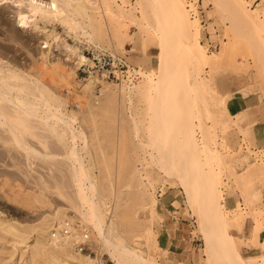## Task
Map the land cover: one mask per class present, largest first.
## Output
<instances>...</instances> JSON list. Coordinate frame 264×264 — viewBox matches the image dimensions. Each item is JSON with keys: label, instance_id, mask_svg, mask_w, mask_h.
I'll return each mask as SVG.
<instances>
[{"label": "bare ground", "instance_id": "obj_1", "mask_svg": "<svg viewBox=\"0 0 264 264\" xmlns=\"http://www.w3.org/2000/svg\"><path fill=\"white\" fill-rule=\"evenodd\" d=\"M130 1L131 0H0L1 3H9L12 7L13 6L15 7L16 21L14 20L12 22L11 18H9L5 14L4 11H1L2 13L0 12V24H2L3 26L5 24H8L5 31L14 30V33L16 31V33L19 35V39H20V34L22 33L21 31L27 27H32L34 29V31H36V33L46 32V37H45L44 41L41 43L45 44L44 48H47V50L40 49V51L42 50L41 52L39 51L40 56L37 55L39 57H37L36 60L34 58L35 67L29 66L30 64L32 65V63L28 64V66L30 68H32V67L34 68V71H33L34 73H33L32 70H30L28 72V71L24 70L25 67L24 68L22 67L23 68L22 69L20 66H17V64H16L17 62H15V61H17L18 59L17 60L13 59L12 60L13 62H11V59L6 61L4 56H7V55L9 56V53L12 52L11 50L13 49V47L11 49V46L9 44H3V43L0 44V161L3 163L4 162L6 163L8 161L7 165L14 166L16 169H18V171L5 170L4 169L3 173H2V171L0 172V177L1 176L5 177V178H3L4 181L3 180L0 181V183L3 182V184L1 183L3 186L0 187V189H3L5 186H8L10 188V190L8 189L9 191H6V192H10V193H7L8 195H6L7 199L9 198L8 200L5 199V200H7L6 204L9 200H11V202H12L13 199L14 200L16 199L13 197H18V196L23 195V194H21L22 188L24 190L23 186H25V183H27V182L34 183L33 185H35L36 190H32V189H35L34 186H32L33 188H29V186L31 184L27 185L28 184L27 183L26 186L29 188V190L31 189L32 192H30L31 190L30 191L25 190L26 194L23 196L25 197L26 200L22 196L23 202H21L22 201L21 200L20 203L26 204V202L29 201L30 204L29 203H28L29 205L27 204L28 207L32 206L33 205L32 203L35 204L36 202H38V203L44 202L47 204L48 200L50 201V199H51V198H49L48 200L44 199L45 196L47 198L48 190L50 188L52 189V187L55 188L56 186L58 188H60L58 185L62 184L63 182H66L68 179H70V180H68L69 182H67V183H70L71 179H72L73 183L78 186V191H77L78 194L76 196L73 195L75 190H74L73 194L70 193V190H69V192L67 191L68 189H71L75 186L74 185L73 187H70V185H72V183L68 184V186L70 188L67 185H64L65 187L67 186V188H68L65 190L64 194L66 195V194L70 193L71 196L73 195L74 197L78 198V199L75 198V200L82 202L81 203L82 206H79L80 205L79 203H77L79 205L76 204L80 208L72 207V208H74L73 210H75V209L78 210V213L75 212V213H77V215L70 214L71 211H69V208L73 205H71L70 207H66L67 204L63 203L65 205V207L64 206L62 207V205L58 206L60 204L61 200L59 199L60 197L58 198L57 196H55L54 200L51 199V202L55 201L56 204L59 203L57 205L58 207L55 209L52 208L54 204H52L50 202L52 205L50 208L54 209V211L52 213L48 212L49 210L45 211L46 215H43L42 213L38 212L39 215L42 214L43 216L36 218L37 220H35L31 216L32 211L35 210L32 208L33 206L31 207L33 210L32 211L30 210L31 213L29 211L28 212H29V215L31 214L30 218H32L35 221L33 223H28V222L25 223L24 221H21L23 219H20V217H19V219H20L19 220V219H17L16 216L13 217L12 214H11L12 216H10L9 214H7L5 212L6 210H2L0 207V264H99L102 261L101 254L105 250L110 251V253H112L111 255L116 257L119 264H164V262L163 261L161 262V260L158 258V256H162L164 254H167L166 257H168V252H169L168 248L169 247L172 248L174 246L183 245L185 242V238L183 236L184 235L183 234L184 229L182 228V226H180L179 222H177L176 224L173 225L174 228L173 227L169 228L167 225H164V227L167 230V234L169 235L168 236L169 241H168L167 246H165L166 248H161V250H162L161 252L163 253L161 255L155 254V255L151 256V255H149V253H147L142 248H140L136 245H132L130 243L131 240H129L125 236L121 235L120 227H122V226L123 227L125 226L126 230H127V227L129 226V224H130V227H133V228L137 227L138 225L141 226V223H140L141 217H140L138 211L140 209H143V210L150 211L152 215L150 214L151 217H149V221H151V223H146L147 221L145 222L144 218H143L142 222H144L146 224L144 227L145 231L144 230H142V231L148 233L150 235V238L155 237L154 234H156V233H154L153 227H152L153 221H154L152 216L158 214V208L161 207L160 201L165 203V205L170 204V207H173L174 205L171 204L172 201L170 200L169 197H164V198H161L160 200L158 199V195L156 193L157 192V186L155 183H150L149 185H146V182L143 183V181H142V183L144 184V186L145 185L146 186L140 188L141 190L139 189L140 195H138V197L136 198L137 199V205L136 206H139V208L134 211V214L132 215V217L129 215L130 211L127 210L128 206H130V204L128 206H126V204H125L124 207L122 208V210H119L120 202H118L119 204H117L116 201H115L116 203L113 202V198H112V200L111 199L110 200L116 204L115 208L117 207V209H114V206L110 205L111 201L106 199L107 197L105 198L103 196L104 191H103V194L101 193V189L103 190L104 187L101 188V186H103V185H100V182L103 180H99V178H97V179L95 178L96 175L94 176L91 173L94 170H92V171L90 170L91 172L89 171V168H90L89 165L90 164L88 163L89 165H87L86 158H85L84 154L82 155V153H81V150H82L81 147L83 145H86V144L82 143L83 145L78 146V138L81 135H84L85 133L89 132V130H90L89 133L92 132L91 135L95 136V137L92 136V139H93V137H94V139L96 137L100 138V134H102L105 131H106L105 132L106 135H104L105 133H103L102 135L106 136L107 140L109 138H111V141L114 142V140L116 139V138L112 139L111 134L109 135L111 137L107 136V134H108L107 130H106L107 126H105L103 128V130L105 129V131H103L102 133H100L101 130L99 133L97 132L99 130L95 131L99 135L97 134V136H96V134H93V132L96 128L100 129L99 127L102 125V122L104 121V120L102 121L101 119H103L104 117L97 119V121H100V122L102 121L101 123L97 122V123H99V125L101 124L100 126L98 124H96V122L92 123L93 125L99 126V127L94 126L95 128H93L94 129L93 131L91 129L88 130L87 127L85 128L86 123L84 122V119L87 120L89 118L86 116L87 115L86 113L91 109L92 102H94L93 101L94 99L91 98V96L89 98V95L94 94L93 89H94L95 83L97 81H100V79L97 76H95V78L89 82V84H88L89 88L86 90L78 92L76 90V88L75 89L73 88V84L76 82V76L78 75V69L81 66H83L84 64H88V65L92 66V65H94V62L92 59L88 58L84 54H72L69 52L66 53L65 57H67V59H65V61H67L68 63H71V65L70 64L68 65L67 62H64L62 60V58H60V57L59 58L56 57L54 59H52V57H51L52 53L54 51V44H55V41L52 42L51 40H55V39L59 38V33H58L57 27H56L57 23L64 24L69 33H74L76 31V29L78 31V28L80 29V27H81L82 29H84L85 32H87V35H86V33L81 32L82 29L80 31L82 34L84 33L83 35H85V37H87L88 35L92 36L93 29H95V32H96V29H97V31L102 30L101 26L98 28L95 27L97 24L96 20H98L99 18L95 20L96 21V24H95L94 23L95 22L94 17H95V15L96 16L97 15H101V16L104 15V14L102 15V11H101V9L104 10V7H106L104 5L107 4L109 7H106L105 9H107V8H108V10L110 9V12H112V13H115V11H114L115 9L117 12L118 8H119L121 10L120 11L121 15H123V14L126 15V13H129V11L132 10V7H133L132 3ZM141 1L147 2L148 0L147 1L141 0ZM166 1L167 0H165V4H167V5L164 4V0L163 1L161 0L162 4L161 3L160 4L163 5V7L165 6L164 9H165L166 13L170 9L169 8L170 4L173 5V8L171 7L172 9H170V10L175 12V15L177 16L176 18L178 19L175 22L178 23L177 25L180 27V29H179V27H178L179 30L177 28H175L176 23L172 24V23H174V21L172 22L171 20H169V17L167 18V21L169 20L170 22H172V23H170V25L172 24L173 27H170V25L168 26L169 21L167 22L166 19H164V17H166L165 15H164V17L162 15V18H161L162 23H164V21H166L168 24L165 22L166 23L165 26H163V25H161V26L159 25V26L160 27L168 26L170 29L173 28L171 30V32H173V30L175 29L173 32L174 35L172 33L170 34L173 38L170 35H167L170 33V30L168 27L165 28L166 31H168V33L167 32L163 33V31L161 30L163 28L159 29V27L157 26V24H160L159 23L160 17L157 18L158 23L156 22L157 23L156 25H152L156 21L155 18L157 17V15H156V17H154V21L152 22L151 26L158 27L157 30L159 29V31L160 30L162 31V32L160 31L162 33L161 34L162 36H164L163 34H166L164 39L169 40L168 37H166V36H169V38L171 37L173 40L176 39V41H174L175 43L178 42L177 39L183 33H184L183 36L185 38H187V42H185L186 46L182 45V44H184V42H181V43L178 42L180 45L177 46L179 48L182 45L183 47L185 46L187 48L186 50L185 49L183 50L181 47V49L183 50L182 52L185 53V51H187L185 54H182V52H181V54H182L181 58L184 60L187 55L190 56V57L189 56L186 57V59H185L186 61L184 60V63L186 64V66L187 65L189 66V62L187 63V61H190L189 58L192 60V62H193L192 64H194L193 65L194 70L191 71V69L189 68L190 66L188 67L192 73L189 71V69L186 70V67L184 66L185 67L184 69L191 73L190 77L188 79V82H186V83H188L187 87H189V88H187L186 90L189 92L191 90V92L193 91V92H195V94L197 93L198 97H200V93L202 90L203 91L217 90V88H218V85L216 82V77H217L216 72L217 71L214 73L212 71L213 70L215 71V69L211 68L212 71H211L210 75H208V74H206L205 67L207 65L213 66L214 61L219 60L222 57L223 52L228 50L229 46L233 43L234 38H231L230 40H232V41H230V42H225L221 51H219V54H216L215 52H209L210 50L207 49L208 47L206 48V46L204 45V43L202 41V39L204 37V29L203 28H205V25L199 19L200 13H201L200 8L198 7L200 0H189L188 4L186 2L187 0H171V1L169 0L170 3L169 2L166 3ZM203 1L205 2V0H203ZM234 1H235L236 5H235V3H233L234 6L231 7V15H232L233 19L230 18V20L232 21V24L234 22H236V23L238 22L237 23L238 25L237 24L235 25V23L233 25V29H234L235 33L240 34V33H242V29H243V32L246 31L247 29H250L249 31L247 30L248 31L247 34H246V32L243 33L244 35H249V33L253 31V29L249 28L250 26H248L247 24L245 26H243L245 23L250 24V21L248 22V20H246L248 17L250 18V16H251L250 19H252L254 21L256 20L255 23H254V21L251 20V24H250L251 27L256 28L255 29L256 33H258L259 31L263 32L264 31V26H263L264 24L261 25V21H260V23H259V21H257L260 17L259 14L257 13V10H256L257 8L252 9V8H250V6L249 7L247 6V2H249L248 4H250L251 1L247 0L246 3L244 0H234ZM252 1H253L252 2L253 4L255 2H258V0H252ZM142 2L140 3V6L145 8L146 6H143ZM145 2H144V5H147V7H149L150 5L148 6V4ZM206 2H208V0H206ZM130 3L132 6L131 9L129 7ZM113 4L115 5V7H118L116 5H120V6L118 8H113L114 7ZM202 4L204 5V3H202ZM206 4L207 3H205L204 6H206ZM257 5H259V4H257ZM100 7H102V8L100 9ZM127 7H129V8H127ZM167 7H168V9L166 10ZM237 8L239 10H241V12L238 11ZM139 9L142 10L140 7H139ZM260 9H262V8H260ZM260 9H258V10H260ZM95 10H100L101 12H99L98 14L97 13L94 14V17H93V13ZM136 10H134V8H133V10L130 12L129 16H131L132 15L131 13H133V11H136ZM242 10L245 12V14L247 12L248 15H250V16H248L247 18L245 16V18H246L245 19L243 16L244 12L242 13ZM147 11H149V9ZM171 11H169V13H172ZM120 13L118 12L117 14H120ZM209 13L211 14V12H209ZM235 13L236 14L242 13L243 15L240 14V16L239 15L237 16ZM106 14H108L107 11H106ZM146 14H148V12H146ZM210 14H209V16H210ZM233 14H235V15H233ZM143 15H145V12L143 13ZM148 15H146L147 18H149ZM168 15L170 17H172V15L174 16V13H172V15H170V14H168ZM212 15H213V13H212ZM80 16L83 17L84 19L81 20ZM110 16L111 15H109L108 18H110ZM113 16H115V15H113ZM241 16H243L242 17L243 19L240 18L241 22H239L240 19H238V18ZM145 17H143V18L147 19ZM115 18L117 20V15L115 17H113L111 19V21L114 20V22L116 23L117 21L115 20ZM118 18H120V15L118 16ZM122 18H124V17H122ZM132 18L135 20H138L137 18H134V16ZM138 18L140 19V17H138ZM150 18H151V14H150ZM176 18L174 16L171 19L176 20ZM103 20L104 19L101 18V21L99 20L100 23ZM128 20H129V18H128ZM138 21H140V20H138ZM243 22H245V23L242 25L241 23H243ZM100 23L98 22L97 25L99 26ZM149 23H151V22H149ZM61 24H59V25H61ZM111 24H113L115 27V24L113 22ZM120 24L117 23L116 26L117 25L120 26ZM213 24L214 23L212 22V24H211L212 27H213ZM101 25H102V23H101ZM103 25H105V24H103ZM107 25H108V23H107ZM174 25H175V27H174ZM239 25L241 27H243V28H241V30L239 29L240 28ZM48 26H51L49 31H47ZM111 26H107V27H111ZM246 26H248V27H246ZM86 27H89L90 29H86ZM107 27L105 25V28H107ZM120 27L125 28L124 25L120 26ZM120 27L118 29H120ZM127 27H128V29H126V30H129V26H127V23H126V28ZM209 27L210 26H208V30H209ZM230 27H232V25ZM244 27L247 29L244 30ZM91 28H92V31H90ZM99 28L101 30H98ZM112 28H113V26H112ZM112 28H110V29L112 30ZM116 29L117 28H115V30H114V32H115L114 35L116 34V31H118ZM154 29H156V28H154ZM176 29L178 31H181V32L183 31V32L180 34V32H178ZM214 29H216V28H214ZM102 31H104V29ZM175 31L177 34H180L179 36H177V38H176ZM213 31H215V30H212L211 32H213ZM255 31H254V33H255ZM95 32H93V33H95ZM104 32H106V31H104ZM100 33L103 34V32H99V34ZM106 33H104V35ZM109 33H111V32H109ZM123 33H124V35L122 34V31H121L118 35L121 34V35L125 36L124 40H127L126 37L131 38L133 36L128 31L125 32V30ZM156 33H157V31L154 34H156ZM17 34H16V37H18ZM157 34H159V33H157ZM157 34H156V37H157ZM114 35L112 33V36H114ZM106 36L107 35L103 36V38ZM123 36H118L119 39L114 38V37H116V36H114L113 40L117 39L120 41V37H123ZM154 36L155 35H153V37ZM214 36L215 35L213 34L212 37H214ZM260 36H261V34H260ZM12 37L14 39V35ZM98 37L101 38V35L100 36L98 35ZM98 37L96 38L97 39L96 42H98V40L100 39V38L98 39ZM229 37H231V36H229ZM103 38H101V39L104 41ZM171 38H170V40H171ZM16 39H18V38H16ZM109 39L111 40L112 38H109ZM182 39H180L179 41H181ZM9 40L11 41V39H9ZM22 40H24V39L22 38ZM160 40H161V38H160ZM167 40H164V41H166L165 43H167ZM183 40L185 41V39H183ZM101 41H99V42H101ZM119 41H118V43H119ZM164 41H162L163 44H165ZM91 42H93L92 39H91ZM121 42L119 43L120 46L122 47V45H123V47H125L126 45H125V41L123 42V38L121 39ZM25 44H26V41H25ZM119 44H118V46H119ZM156 44H158V43H156ZM161 44L162 43H160L159 45H161ZM163 44L161 46L162 49H163ZM97 45L99 46V43ZM67 46H70V45L67 43ZM165 46H166V44H165ZM161 47H159V48H161ZM99 48L102 49L104 47H99ZM165 48L162 50V52L161 51L160 52L163 53L165 55V58H166L167 53H168V51H170V49L167 51L168 48H166V49ZM164 50L166 52H163ZM113 51H114V55L119 60H123L124 56L126 55V52L119 53L116 50H113ZM37 52H38V50H37ZM14 53H16V52L14 51ZM169 53H173V52H169ZM177 53L179 54V57L177 56ZM177 53H176V59L180 64L181 59H180L179 50ZM163 54H162V56H164ZM126 57H128V55H126ZM157 57H160L159 54L156 56V58ZM168 58L169 57H167L166 60ZM161 59L164 60L162 57H161ZM162 60L159 61L161 66L164 65L163 63L165 62ZM170 61L171 60H167L168 63L165 62V63H167V66H168V64H170L169 63ZM14 62H15V64H13ZM181 63L183 64L182 60H181ZM26 64L24 63V65H26ZM28 66H26V67L28 68ZM161 66H160V69H161ZM164 66H162V69H164ZM166 68H168V67H166ZM155 69H157V68H155ZM155 69H153V72H148V71L144 70L142 67H140V68L139 67L138 68L129 67V69L126 71L121 70V71L116 72L118 78L121 80L120 83H114V82H110V81H108V82L103 81V83L105 84V87H108V89L111 90L112 94L110 93V90H108L109 96L114 94L116 97V95L118 94L121 96L120 97L121 99L119 98L120 99L119 101L126 98L125 95L128 96V100L130 101L129 104H131L130 105V107H131L132 104H134V103H132V101H133V97H135L134 94L137 93L136 91H138V92L142 91V93L143 92L149 93V91L151 92V90H153V91L155 90L154 93L160 95L159 94L160 90L162 92L161 88L164 89L167 81H166V83H163V87H161L162 83H160V80L163 78H165V80H166L165 76H167L166 75L167 73L164 76L162 75V78H161L159 75L161 74L162 69L161 70H159V68L157 70H155ZM184 69L183 70L181 69L180 73H179V70H177V74L178 73L181 74L183 71H185ZM164 71H167V70H164ZM159 72H160V74H158ZM188 72H187V74H188ZM184 73L186 74V72H183V74H181V75L176 74L177 75L176 79L179 76H180L179 77L180 79L178 78L177 80H175V78H174L171 81L175 80L176 83L178 80L180 83H181V81H183L185 79H186L185 81H187L188 75L185 76L186 78L184 76L182 78V75H184ZM108 76H109V71H106L104 73V77H108ZM144 78L146 80L142 81ZM181 79H183V80H181ZM163 80L161 82H163ZM180 83H177V84L180 85ZM182 83L184 84V82H182ZM51 84L55 86V87L53 86L55 89H56V87L58 89L66 88L69 91V94L67 96L75 94V97H71V96L70 97L73 98V101L75 100L74 103L76 105H78V109L79 110L81 109L80 111H83V115L86 114L85 116L87 118H85V116L83 118L82 115L79 114L78 110H71V109L69 110L68 105L71 103V101H69L68 97H63L62 94H59L58 91H55V89L51 87ZM171 84H172V82H171ZM183 84H181V85L183 86ZM172 86H174V88H171L170 89L171 91L169 90V95H170V92L173 93L172 89H175V87H176V89L179 88V87H177L176 84H172ZM185 88H186V85H185ZM91 89H92V91H91ZM183 89H184V87H183ZM244 90H245V88H244ZM153 91L151 92V94H153V96H154L156 94H154ZM166 91H168V90H166ZM166 91L163 90L164 93ZM178 91H179V89H178ZM187 91H186V93H188ZM240 91H242V89L239 90L238 92H240ZM148 93H146L145 95H147ZM190 93L188 94L189 96H190ZM139 95H141V94L139 93ZM158 95H156V96L159 98ZM173 95H176V92H174ZM173 95L169 96V97L174 98L175 96H173ZM177 95H179V93ZM177 95H176V98L179 100L180 98ZM113 96H111V98H113ZM122 96H124V98H122ZM156 96H154V98H155L154 100L155 101L159 100L158 102L161 104V102H162L161 101V95H160V99H158ZM162 96H163V98H165L166 95L165 96L162 95ZM167 96H168V94H167ZM189 96H187V97H189ZM145 97L148 98V96H145ZM151 97H152V95H151ZM151 97L149 96V98H151ZM169 97H167L166 100H168ZM189 98L191 100V97H189ZM89 99L90 100L92 99V100L90 101ZM96 99H98V101L101 100L97 96H96ZM198 99L201 101L200 98H198ZM151 100L153 101V97ZM166 100L164 101V103H167ZM169 100L171 101L170 103H172V101L175 99H173V100L169 99ZM250 100H252V99H250ZM117 101L118 100L116 99V102ZM122 101L119 104H120V107L123 108L124 110H122L120 107L119 108L123 112L124 111L127 112L128 110L125 109L124 105L122 104L125 100L123 102ZM177 101H173V104L170 105V103H169V105L174 107V105H175L174 102H177ZM179 101H178V104L181 103L182 99H180ZM156 102H154V103H156ZM158 102L156 103V105H160ZM203 102L205 103L204 105L207 108L209 106L208 105L209 103L207 104V102L204 100H203ZM223 102H224V100H222V103ZM252 102H255L258 105L260 104V102L257 99H253ZM151 104H153V102H150V104H149L150 106L149 105L148 106L151 107L152 106ZM121 105H123V107ZM156 105L154 104L153 106H156ZM165 105L168 106V104H165ZM190 105H191V102H190ZM190 105H188L187 107H189V108L192 107ZM93 106L95 107L96 105H93ZM117 106H119V105H117ZM161 106H159V107L156 106L157 108L151 107V109L155 110L154 111L155 115H153V113H152L153 111H152L151 112L152 114L149 115L150 117L148 116V112L150 113V111H151V109L149 108L148 110H150V111H147V114H146L147 116L144 114L146 117L143 116V120L144 119L146 120L148 117L150 119V121H154V122L149 121L151 124L154 123L153 126H155L156 123L159 124V123H161L162 120H164L163 123H161V124H163V126L164 125L166 126L167 125L166 119H168V118H162L166 114L164 113L163 116L161 117V115H160L161 113L157 114L158 111H156V109L160 111V109L163 107V110L166 111V109H168L169 106L168 107L165 106L166 109H164V106H162V107ZM177 107L178 106L176 105L175 106L176 110L179 109ZM180 107L183 108L181 111H183L184 109L190 110L184 104L180 105ZM86 108H89L88 111ZM96 109H98V107ZM96 109L94 110V112L97 111ZM105 109L107 110L108 108H105ZM180 109H179V111H180ZM192 110H193V107H192ZM92 111L93 110L91 109V112ZM129 111H131V110H129ZM181 111L179 114L183 113ZM84 112H86V113H84ZM91 112H88V113L90 114ZM97 112L95 114H93L92 119H94V116L100 114ZM100 112L102 113V110ZM119 112H121V111H119ZM133 112L134 111H132V113ZM184 112H185L184 114L187 113L186 115H188L186 117L184 116L185 118H187V121L185 124H184V122H182V124H184V127L182 125H180L182 127L178 126L180 128H183V129L179 128L181 130V133L183 132V135H181L182 137L180 136L182 142L181 141L179 142V143H182L181 146H182L183 152L181 151V148H180L181 146H178L179 144L176 145V150L179 147L178 149H180L182 154H185V156L182 155L181 152L178 150L177 151L180 153V154H178L179 157L178 156H177L178 158L175 157V155H177L178 152L176 150H174V153H172V155H170V154L168 155L170 159L173 158L172 160L168 159V160H170L169 162H167L168 157H167V155L165 156V153L163 156V152L162 153L160 152L162 155V156L161 155L160 156H161V158L164 157V160L165 159L167 160L165 162H163V160L160 159V157H159V159L157 158V156L159 154L158 155L155 154V156L153 154L152 156L151 155L150 156L152 157V159L154 157L157 158V159L154 158L156 160V164H157L158 160H161V163H159V166L162 169V172L165 173V176L169 177L170 179H177L180 182L181 187L184 189V191L183 190L182 191L180 190V191L182 192V194H185L184 195V197H186L185 201L194 210V212L192 211V213L194 215H196V217H198L200 229L204 232V233L203 232L202 233H203V237H204L203 239L205 240L206 246L202 252L204 255V257H202V258L205 259L204 261H206V264H215L216 263L215 258H217V257L213 258V256L215 254L218 257H220V259L222 257L221 260H219L217 258L216 261L219 260V262L216 264L222 263L221 262L222 260L226 261V264H264V254H256V255H248V256L243 254L242 247L243 246H249L248 242L243 237L239 236L238 234H234L232 232V229L233 230L235 229V230H238L240 233L244 234L246 232V228H247V221H248V220L246 221V219L248 218L247 216H249L251 214L248 213L247 216H244L243 213H241V211L238 209L229 210L225 204V201L227 198L226 193L223 194L222 191H224V190H221V183L223 181L222 176H224L223 174L225 173V171H227V170H229L228 172H230V170H231V172L234 171L235 173H237L238 176L243 175V172H241L240 170H233L232 169V166L229 164L228 155L225 154L222 149H220L221 144H220V140L217 138V135H219L217 133V131L215 130L216 133H212L213 131L208 129L209 127L207 126V123L202 118H199V121L197 123V121H195L193 119L194 115L192 112L189 113L190 115L188 114V112L186 110ZM80 113H82V112H80ZM117 113H118V111H117ZM137 115L139 116V114H137ZM140 115L142 116L143 114H140ZM230 115H231V113H230ZM99 116H101V115H99ZM177 116H179L178 121H177L178 124L177 123H175V124L179 125L180 124L179 123L180 117L183 119H184V117H182L183 114L181 116L180 115H177ZM96 117H95V119H96ZM132 117L134 118V116H132ZM165 117H168V116L166 115ZM189 117H190V120H189ZM120 118H121V115H120ZM92 119L89 121L90 123L92 121L93 122L95 121ZM135 119L136 118H134L132 121L134 125H135V122L137 120V119L136 120ZM139 121H142V119L138 120V122ZM144 121L141 122L140 127ZM168 121L171 122L170 120H168ZM184 121H185V119H184ZM145 122L143 123L144 125H145ZM149 122H147L148 126H150ZM164 122H165V124H164ZM174 122L172 121L170 124L168 123V127H170V125ZM223 123L227 127L229 120L226 119ZM87 124H88V122H87ZM158 124L156 125L158 127L155 126L158 129L155 128V130H156V131H154L155 135L153 134L155 137L150 134L151 133L150 131L152 129H149L145 125L146 126L145 128L149 129L147 131H149L150 132L149 134L151 135L148 138V134H144V136L147 135V137L145 139L151 138V142L153 144H151V142L149 140L150 144L148 143V144H144V145H147V147L149 145H151V149H152V146L158 144L156 147H154V150L156 148L157 151L159 152V148L162 149V147L159 146L162 144V143L160 144V141L161 142L163 141L162 137L165 136V134L163 132L162 137H161L162 132H160V134H159L157 131L160 129L163 130V128L165 129L166 127L164 126L162 128L161 124H160L161 127ZM144 125H143V127H144ZM90 126H91V124H90ZM90 126L88 125L89 128H90ZM101 127H103V126H101ZM120 127H122V125L119 126V129H121ZM150 128H153V127L150 126ZM171 128H172V125H171ZM86 129L88 130L87 132H86ZM119 129H118V131H119ZM167 129H169V128H167ZM136 130H138V129H136ZM153 130H154V128H153ZM120 131H122V130H120ZM172 131L166 130V133L168 132L170 135V132H172ZM135 132H140V130L135 131ZM89 133H87V134H89ZM157 133L159 136L157 135ZM87 134H85V135H87ZM114 135H115V133H114ZM119 135H121V134H119ZM156 135L159 138L161 137L159 139L160 141H158L157 144H155L156 140L158 139V137ZM87 136H85L86 139H87ZM103 136H101V137H103ZM116 136H117V134L115 135V137ZM144 136L141 135V137L139 138L140 142L142 139H144L143 138ZM107 137H109V138H107ZM120 137L121 136H119V138ZM80 138L83 139V137H80ZM88 138H89V136H88ZM153 138H154L155 142L153 141ZM165 138L167 139V136ZM168 138H169V136H168ZM241 138H243V136ZM86 139H84V141L83 140H81V141L86 142L88 140V139L87 140ZM106 139L100 140V141H103L101 143H104V140H106ZM122 139H123V134H122ZM117 140L118 139H116L115 142ZM147 140H146V142H147ZM94 141L98 142L99 140H94ZM108 141L110 142V139ZM112 142L110 144H112V145L115 144V142L114 143H112ZM123 142L124 141L120 142L119 146H120V144L124 145ZM59 143L60 144L62 143V145H59ZM79 143H80V141H79ZM88 143H90V140L88 141ZM98 143H100V142H98ZM107 143L108 142H106V145H107ZM141 143L143 144V142H141ZM260 143L262 145H264V135L261 137ZM40 144L43 146L42 148L40 147L41 146ZM95 144L93 147H97V146H95ZM110 144H108V146ZM56 145H58V146H56ZM101 145L102 144H100V146H99L100 152L104 153V151H101V147L103 149H106V145H104L105 148ZM119 146H118L119 149L121 148V150L124 149L123 151H125V149H126L125 145H124L125 147L124 146L119 147ZM158 146H159V148H158ZM245 146H246V149H249V145L247 146V144H246ZM61 148H65V150L63 149L64 151L62 153L61 152L59 153ZM86 148L88 149V147H86V146L83 149L85 150ZM90 148H92L91 145L89 146L88 150H90ZM87 149H86V151H87ZM92 149L94 150L92 152H95L96 155L94 153H92L91 158H90V154H88L91 152V150H90V152L88 151V153H85L86 151L84 153L86 154V156L87 155L89 156V157L87 156L88 161L90 160L93 162L94 160H91V159H93L92 156L94 157V155H95L97 157V155H100L101 153L98 151L99 150L98 148H97L98 150L96 148H92ZM107 149L105 151H107ZM111 150H114L113 153L111 154L112 155L111 157L113 159L115 147ZM111 150H108L107 152H109ZM262 150L264 151V149H262ZM61 151H62V149H61ZM240 151H241V153H240V155H241L242 151H243V150H241V147H240ZM249 151H251V149H249L248 152ZM251 152L254 153L253 150ZM120 153H123V152L121 151ZM120 153L118 155L119 157H117V158H119V160L121 159ZM236 153H238V151ZM249 153L246 152V154H243V156H241L240 158L238 157L236 160H233V161L237 164V166L239 165L241 168L245 167L247 169V167L251 163V162H249V160L251 161L250 157L253 155V154L250 155ZM150 154H151V151H150ZM101 155H100V160H101V157L103 156V155L102 156ZM109 155H110V153H109ZM109 155L107 153V158L109 157ZM115 155H117L116 152H115ZM140 155H138V156H140ZM142 156H143L142 158H144V156H146V155L142 154ZM181 156H182V158H180ZM23 157H24L25 161L23 160ZM111 157H109V159ZM183 157H184V159L187 160L186 162L183 159ZM254 157H255V155H254ZM9 158L13 159V161H14L13 165L11 163H9L11 161ZM60 158L62 160L64 159V161L66 160V162L70 168L68 167L69 170L66 169L68 172H65L64 170L61 172H58V173H60L59 175H61L62 172H65L64 174L62 173L64 176L66 173L68 174L70 171V174H69L70 176L69 175H68V177L66 176L67 177V178H65L66 181H64L62 179L63 182L61 180H59L62 183L60 182V184H59V182H58V184H57L55 182L56 184L54 185V181H56V180L58 181V178L61 179V177H63L61 175L60 177H57L56 179L54 178V177H56V174L54 176L52 173L53 172L52 170H53L54 166L57 167V165H55V164H58V167H57L58 169H60L59 166L62 163L64 164V165L62 164L63 167L66 166L64 168H67V165H65L66 162L64 163V161H63L61 163L62 160L60 161L59 160ZM132 158H133L132 160H137V162L140 161V158H138V159L134 158V157H132ZM259 158H262V157L259 156ZM56 159H58L60 161V163L58 161L54 162ZM109 159H108V161L106 160L107 161L106 163H105V161L103 163V160H105L103 157L102 161H101L102 163H100L98 161L99 158H97V159L95 158V160L98 161L97 164H103L102 166L106 167L104 169L100 165L104 169V171L108 168L106 171L108 173L111 170V169L109 170V167H108ZM112 159H110L111 162H112ZM149 159L151 160V158H149ZM256 159H258V158H256ZM263 159H264V157H263ZM36 160H39V163L41 161V165L49 166L48 164L50 162H51V164L54 165L53 166L50 164L51 167L53 166L52 170H51L50 166H49L50 169L48 168L52 172H48V169L46 170L48 176L51 175V174L49 175L48 173H52V175L50 177H52L54 180L49 179L50 180L49 181L48 179H46L45 174H44L45 178L40 177L43 175H39V177H38V175L35 176L34 175L35 173H33V172L29 173L28 169H27L28 172L26 171V169H23V168L28 167L29 165L34 168V166L36 164L38 165ZM121 160H123L122 161L123 166H125V164H128V165L131 164V163H129L131 161V159L129 162L127 161L128 163H125V164H124V162H126V161L123 158ZM127 160H129V159H127ZM144 160L146 161V158H144ZM42 161H43V164H42ZM44 162H47V163L44 164ZM22 163H23V165H24V163H26L27 166H25L26 165L25 164L24 165L25 167L24 166L22 167L21 166ZM94 163H92V164H94ZM118 163H119V161H118ZM120 163H121V161H120ZM132 163H134V165H135V161H133ZM33 164H34V166H33ZM112 164L113 163H111L110 165H112ZM141 164H144V162ZM236 164H235V166H236ZM62 165H61V167H62ZM115 165H116L115 163H114V166L112 165V168H113L112 171H114ZM128 165H126V166H128ZM132 165L133 164L129 165L127 168H130ZM147 165L148 164H146V167H147ZM40 166H38V167L35 166V167L39 168ZM140 166L141 165L139 164V167ZM149 166H150V164L148 165V167ZM242 166H244V167H242ZM41 167H40V171H38V173L41 172V170H42ZM43 167H45V166H43ZM56 167H54V168H56ZM96 167H98V166H96ZM136 167L137 166H135V169H134L132 166V169H134V172H135V173L134 172L133 173L138 174L141 177L144 176V174H145L144 170L146 169L145 166H144V168H138V167L136 168ZM102 168H101V170H102ZM120 168L123 169V167H121V166H120ZM116 169H118V172H119L120 169L119 168H116ZM55 170H57V169H55ZM60 170H62V169H60ZM128 170H130V169L125 168V171L123 169L124 172H127ZM131 170L129 171L130 173H131ZM104 171L102 170L101 172L103 173ZM153 171H155V169L152 171L149 170L148 172H150V173L152 172V174H150V175H153ZM42 172H41V174H42ZM99 172H100V169H99ZM99 172H97V173H99ZM118 172H117V174H118ZM21 173H24L26 178L23 176L24 174L21 175ZM44 173H46V172H44ZM54 173H55V171H54ZM127 173H125L124 175H126ZM133 173H132V175H133ZM246 173H247V170H246ZM99 174H101V173H99ZM122 174L123 173H121L120 175H122ZM154 174H155V172H154ZM105 175L107 176V174H105V173H104V175L102 174V177ZM110 175H112L111 172H110ZM110 175L108 177H110ZM127 175H128V179L131 178L130 174H127ZM145 176L147 178H149L148 177L149 173H148V176H147V174H145ZM145 176H144V178H146ZM250 176H252V175L249 172V177ZM111 177H113V176H111ZM133 177H134V175H133ZM136 177H135V181L133 180L134 182L131 181L132 183H135V184H133L135 186H137L136 181H138V180H136ZM228 177H229V175H228ZM117 178H118V180L123 179L122 177L119 178V175L116 178L113 177V179H116V180H117ZM138 178H140V177H138ZM0 179H2V178H0ZM125 179L126 180H123V181H125V183H126V181H128V179L126 177H125ZM132 179H134V178H132ZM16 180H18L20 183H18ZM106 180H108V178ZM106 180H104V181H106ZM130 180L128 182H130ZM12 181L17 182L16 185L13 184L14 182L11 183ZM110 181H111V183L114 182V180L113 181L111 179L108 180V182H110ZM123 181L122 180L120 182L118 181L116 184L118 185V183H120V184L122 183V185H123V184H125V183H123ZM248 181H249V179H248ZM250 181H251V178H250ZM106 182H104L105 185L110 184V183H106ZM67 183H63V184H67ZM138 183H139V181L137 182V184ZM63 184H62V188H64ZM112 184H114V183H112ZM112 184H110V185L114 189L113 188H111V189L114 193L113 196L116 199L117 196H119L120 194L122 195V192L120 193L119 191H117L116 185L113 186ZM126 184L128 185V183H126ZM223 185H224L223 188L225 189V184L223 183ZM118 186H120V185H118ZM148 186H150V187H148ZM108 187L110 188V186H108ZM108 187L105 186V188H108ZM123 187H125V186H121L120 188L122 189ZM74 188H76V187H74ZM130 188H131V190H128L126 192L128 193L130 191V196L136 197L137 194L132 195L131 193H135L136 189H138V186L136 187L134 192H131V191H133V189H132L133 187L130 186ZM54 190H56V189H54ZM56 191H57V193H59L58 189ZM63 191H64V189H63ZM72 191L73 190L71 189V192ZM105 191H107V190H105ZM110 191H109V193H110ZM0 192H1V190H0ZM4 192L5 191H3V193ZM66 192H68V193H66ZM117 192H119V194ZM126 192H123V195L124 194L126 195ZM50 193H51V191H49V194ZM113 193L111 192V195ZM136 193H138V192H136ZM5 194H4V196H1L2 195L1 194L0 197L5 198ZM53 194H54V192H53ZM182 194H179V196L176 195V197L181 198ZM123 195L119 196L118 198H122ZM127 195H129V194H127ZM233 195H235V194L233 193ZM254 195H255V196H253L254 200H255L254 202H256V204H257V202L260 201L261 196L263 194L261 195L260 192H257V193L255 192ZM49 196L50 195H48V197ZM51 196L54 197V195H51ZM61 196H63V194ZM66 196L67 197L65 199L68 198V195H66ZM71 196L69 198H71ZM74 197L72 199H74ZM124 197H126V196H124ZM253 197L251 198L252 202H253ZM1 198H0V200H1ZM63 198H64V196H63ZM18 199L19 198H17V200ZM72 199H71V202L75 203L76 201H72ZM126 199H127V197H126ZM17 200H15L16 202L15 201L14 202L18 203V205H21V204H19V201H17ZM24 200L26 202H24ZM45 200H46V202H45ZM118 200H120V199H118ZM3 202L5 204L4 200L2 201V203ZM62 202H63V200H62ZM260 202L258 204H260ZM15 203H12V204L15 206V205H17ZM50 203L48 202V204H50ZM258 204H257V206H258ZM18 205L15 207H17V208L20 207ZM24 205H23V207L27 206V205L26 206H24ZM41 205H37V206H41ZM6 206H8V204ZM34 206L37 209L36 205H34ZM15 207H14L13 211H15V209H17ZM28 207H26V208L28 209ZM43 208H46V207H40V209L39 208L38 209L41 210ZM130 208H131V206H130ZM130 208H128V209L130 210ZM38 209H37V211H38ZM22 210H25V209H22ZM37 211H35V212L37 213ZM43 211H44V209L41 212H43ZM262 211H264V209H262ZM20 212L18 214H20ZM26 212H27V210H26ZM28 212H27V214H28ZM47 212L49 214H47ZM109 212L111 213V215H109L110 217H107L108 216L107 214ZM25 213H23V214L26 215ZM142 213H144V212H142ZM21 217H23V216H21ZM27 217H29V216H27ZM30 218H27V219H30ZM207 218L209 220L213 221L214 224L213 223H209V224H212L215 226L214 231L212 230L214 227L211 226L212 229L208 228L210 230V232H209V231H207L208 226L207 227L204 226ZM25 219H26V216H25ZM30 222H32V221H30ZM142 226H141V229H142ZM263 227H264V222L262 220L258 219L256 222V225L252 228L251 239H254V242L256 241L257 243H261L259 237H260V232L262 231ZM138 229H140V228H138ZM205 229L207 232L205 231ZM170 230L172 232H169ZM211 230L215 234L211 233ZM121 231H123L122 228H121ZM130 232H127V233L129 234ZM134 236L140 237L142 235L137 234ZM94 240L96 241V244H94L95 243V242H93ZM135 240L136 239L134 238V241ZM138 242L141 243V241H138ZM172 244L174 246H171ZM89 246L92 248H89ZM85 247L89 248L88 252H84L83 248H85ZM175 248H177V247H175ZM90 249H96V252L98 254L96 253L95 258H93V256L90 255V252H91ZM101 264H102V262H101ZM223 264H224V262H223Z\"/></svg>", "mask_w": 264, "mask_h": 264}, {"label": "rangeland", "instance_id": "obj_2", "mask_svg": "<svg viewBox=\"0 0 264 264\" xmlns=\"http://www.w3.org/2000/svg\"><path fill=\"white\" fill-rule=\"evenodd\" d=\"M141 0H131L130 2L132 3V6H131V3H130V9H131V7H132V10H133V8H134V10H136V11H133V13H131L133 16H134V18H137L138 20H140V21H138V20H135V19H133L131 16H129V14H130V12L132 11V10H130L129 11V13H126V15L125 14H123V15H121V13H120V9L118 8L120 5H116V6H118V7H115V5H114V7L113 8H118V11L116 12V9L114 10L115 11V13H112V12H110V9L108 10V8L107 9H105L106 7H109L107 4L106 5H104V6H106V7H104V10L103 9H101L102 7H100V9H101V11H102V15L104 16H101V15H95V17H94V14H98L99 12H101L100 10H95L94 11V13H93V17L95 18L94 19V21L96 20V19H98V20H96L97 21V24H98V22L100 23V21H101V18H103L104 20L101 22L102 23V25L103 24H105L106 25V27L107 26H113V28H112V26L111 27H107V28H105V25H101V23L99 24V26L96 24V21L94 22L95 24H96V26L95 27H100L101 26V29L103 30L104 29V31H108L107 33L106 32H104V31H102L100 28L98 29V30H101V31H97V29H96V32L98 33H96L95 32V29H93V32H95V33H93L92 32V36L91 35H88L87 37H85V35H83L84 33H86V35H87V32H85L84 31V29H82L81 27H80V29L78 28V31H77V29H76V31L74 32V33H69L68 32V30L66 29V27H65V25L64 24H61V23H57V25H56V27H57V31H58V33H59V38L58 39H55V40H51L52 42H54L55 41V44H54V51H53V53H52V59H54V58H56V57H60V58H62V60L64 61V62H67V61H65V59H67V57H65L66 56V53L67 52H69V53H72V54H84V55H86L88 58H90V59H92L93 60V62H94V65H88V64H84L83 66H81L79 69H78V75L76 76V82L73 84V88L75 89L76 88V90L79 92V91H83V90H86V89H88L89 88V86H88V84H89V82L92 80V79H94L95 78V76H97L99 79H100V81H97L96 83H95V86H94V89H93V92H94V94L92 95V94H90L89 95V98H90V96H91V98H93L94 100V102H92V106L93 105H96L95 107L93 106H91V109L93 110L92 112H91V109L88 111V109L89 108H86L87 109V111L88 112H91L90 114L87 112H84V113H86V114H84L83 115V111H80L79 109H78V105H76L74 102H75V100L73 101V98H71V97H75V94L74 95H69V96H67L68 94H69V91L66 89V88H63V89H58L57 87H56V89L54 88L55 86L54 85H52L51 84V87L52 88H54L55 89V91H58V93L59 94H62L63 95V97H68V99H69V101H71V103L68 105L69 107H68V109L70 110H78V112H79V114H81L82 115V117L84 118V116L86 115L87 117H89L87 120H85L84 119V122L86 123V125H85V128L87 127V129L89 130V129H91L92 131L94 130L93 128H95V127H97L98 125H99V123H101L103 120V122H102V125L101 126H103V127H101L100 125V129H98V128H96L95 130H94V132L96 131V130H99V131H97L98 133L100 132V130H101V132L100 133H102L103 131H105V129L103 130V128L105 127V126H107L106 127V130H107V136H109L110 134H111V136H112V139L113 138H116V139H118L116 142H115V140H114V142H115V144H110L112 141H111V138H109V137H111V136H109V137H107V138H109L110 139V142L106 139V136H103L102 134L103 133H105V132H103L102 134H100V138L99 137H96L95 139H94V135H91L92 134V132L91 133H89L90 132V130H89V132H87L88 130L86 129V132L87 133H89V134H87V133H85V134H87L88 136H89V138H88V136L87 135H81L80 137H83V139L82 138H78V146H80V145H83V144H86V145H83L82 147H81V153H82V155L84 154V156H85V158H86V162H87V165H91L92 163H94L96 160H95V158L97 159V158H99V162L100 163H102L101 161H102V158L104 157V159L105 160H103V163H104V161H105V163L108 161V159H109V157H111L112 155V153H113V151L114 150H111V149H113L114 147H115V152H116V154L117 155H115V152H114V155H113V159H112V157L110 158V159H112V162L110 161V159H109V162H108V167H109V170H110V172L112 173V175H110V172L108 173V172H106L107 171V169L104 171V169L106 168L105 166L103 167L102 165L103 164H97V162L98 161H96L94 164H92L91 166L89 165V167L91 168H89V171L91 170H94V171H90L94 176H95V178L97 179V178H99V180H106L107 178H108V180H114V182H112V183H114V184H112L111 183V181L110 182H108V180H106V181H104V182H106V183H110V184H112L113 186L114 185H116V187H117V191H119L120 193L122 192V195H123V192H126V191H128V190H131V188H130V186L131 187H133L132 189H133V191H131V192H134L135 191V189H136V187L138 186V189H136V191H135V193H131L132 195H136L137 194V196L136 197H131L130 196V191L127 193L126 192V195L124 194L123 195V197L122 198H118L119 196H122L121 194L119 195V196H117V198L118 199H120V200H118L117 198L115 199L114 198V193H113V191H112V189L111 188H113L110 184H108V185H105L104 184V182L103 181H101L100 182V185H103V186H101V188L102 187H104L105 188V186L106 187H108V186H110V188L108 189V188H103V190L101 189V193L103 194V191H104V197L106 198V199H108L109 201H111L112 200V198H113V202H117V204H119L118 202H120V208H119V210H122V208L124 207V205L126 204V206H128L129 204H130V206H131V208H130V206H128V208H130V210L127 208V210L128 211H130V213H129V215L132 217V215L134 214V211L136 210V209H138L139 208V206H136L137 205V197H138V195H140L139 193V191L141 190L140 188H142V187H145L146 185H149L150 183H155L156 184V186H157V195H158V199L160 200L161 198H164V197H169L170 198V200L172 201L171 202V204H173L174 206L173 207H170V204L169 205H165V203H163V202H161L160 201V204H161V207H159L158 208V214L157 215H153L152 216V218H153V225H152V227H153V231H154V233H156V234H154V236L155 237H151L150 238V235L148 234V233H146V232H144L145 231V229H144V227H145V224L146 223H151V221H149V217H151L150 216V214H151V212L150 211H148V210H143V209H140L138 212H139V215H140V217H141V219H140V223H141V226H142V229H141V226L140 225H138L137 227H130V224H129V226L127 227V230L125 229V226L123 227H120V233H121V235H123V236H125L126 238H128L129 240H131L130 241V243L132 244V245H136V246H138V247H140V248H142L143 250H145L147 253H149V255H161V254H163L161 251V248H166L165 246H167V244H168V241H169V238H168V234H167V230H166V228L164 227V225H167L169 228H171V227H173V225L174 224H176L177 222H179V224H180V226H182V228L184 229V232H183V236H184V238H185V242H184V244L183 245H178V246H174L173 244L171 245V246H174V247H172V248H168L169 249V252H168V257H166V255L167 254H164V255H162V256H158V258L161 260V262L163 261L164 262V264H206V261H204L205 259H203L202 257H204V255H203V250H204V248H205V246H206V244H205V240L203 239L204 237H203V231L200 229V224H199V221H198V217H196V215H194L193 213H192V211L194 212V210L192 209V207L191 206H189V204L185 201L186 200V197H184V195L185 194H182V190L184 191V189L181 187V184H180V182L177 180V179H170L169 177H166L165 176V173H163L162 172V169L160 168V166H159V163H161V160H158V162H157V164H156V160L154 159V158H156V157H154L153 159H152V155L154 154V156H155V154L156 155H158L157 156V158L159 159V157H160V159H162L163 160V162H165V161H167L168 159H170L169 158V154L170 155H172V153H174V150H176V145H178V146H181L182 145V143H179L180 141H181V135H183V132L181 133V130L180 129H183V128H180V127H184V124L186 123V121H187V118H185L186 116H188V115H186V114H184L185 112V110L188 112V114L189 113H193V115H194V120L195 121H197V123H198V121H199V118H202L206 123H207V126L209 127H207L209 130H212L213 132L212 133H216V131H217V133L219 134V135H217V138L220 140V144H221V146H220V149H222L223 151H224V153L225 154H227L228 155V160H229V164L232 166V169L233 170H240L241 172H243V175H241V176H238L237 175V173H235L234 171H232L231 172V170H230V172H228L229 170H227V171H225V173L223 174L224 176H222V179H223V181H222V183H221V190H224V191H222L223 192V194H225L226 193V201H225V204H226V207L229 209V210H234V209H238V210H240L241 211V213H243V215L244 216H247L248 215V213H250L251 215H249V216H247L248 218L246 219V221H247V228H246V232L244 233V234H242V233H240L238 230H233L232 229V232L234 233V234H238L239 236H241V237H243L247 242H248V245L249 246H243L242 247V251H243V254H245V255H256V254H264V227H263V229H262V231L260 232V242L261 243H257L256 241L254 242V239H251V235H252V228L256 225V222H257V220L259 219V220H262L263 222H264V211H262V209H264V159H263V157H264V151L262 150V149H264V145H262L261 143H260V140H261V137L264 135V31L263 32H258V33H256V31H255V29L256 28H252L251 27V20L252 19H250L251 18V16L250 15H248V13L246 12V14H245V12L242 10V13L244 14H242V13H240L241 15H243L244 16V18H245V16H246V18L248 17V16H250V18L248 17L246 20H248V22L250 21V24H248V23H245V22H243V23H241L243 26H245L246 24L248 25V26H250L249 28H251V29H253V31L252 32H250L249 33V35H244L243 33H245L246 32V34H247V32L250 30V29H247V28H245L244 27V30L245 29H247L246 31H244L243 32V29H242V33H240V34H238V33H235V31H234V29H233V25H234V23H235V25L238 23H236V22H234L233 24H232V21L230 20V18H232V15H231V7L232 6H234L233 5V3H235V1L233 2L232 0H208V2H206V0H205V2L203 1V0H200L199 1V8H200V11H201V13H200V17H199V19L202 21V23L205 25V28H203L204 29V37H203V39H202V41H203V43H204V45L206 46V48L208 49V50H210L209 52H215L216 54H219V51H221V49H222V47H223V45L225 44V42H230V41H232V40H230L231 38H234V40H233V43L229 46V48H228V50L227 51H224L223 52V55H222V57L219 59V60H216V61H214V63H213V66L212 65H207L206 67H205V71H206V74H208V75H210V73H211V71H212V69L214 68L215 69V71L213 70L212 72H216V74H217V77H216V82H217V85H218V88H217V90H214V91H201V93H200V97H198V95H197V93L195 94V92H191V90H190V92L189 91H187L186 89L187 88H189V87H187V84L188 83H186V82H188V79H189V77H190V74L192 73L191 71L192 70H194V64H192L193 62H192V60L189 58V60L191 61H187V63L189 62V66L187 65L186 66V64L184 63V60L186 59V57L187 56H189V55H187L186 57H185V59L183 60L182 58H181V55L182 54H185L187 51H185V53L184 52H182L184 49L186 50L187 48L185 47L186 46V43L185 42H187V38H185L183 35H184V33L181 35V36H179L182 32L181 31H178L179 29H180V27L177 25L178 23L177 22H175V21H177L178 19L176 18L177 16L175 15V12L174 11H171L170 9H172L173 8V5L172 4H170V6H169V10H168V12L166 13V11H165V6L163 7V5H161L162 3H161V0H146L147 2H145L144 0V2L145 3H147L148 4V6L149 7H147V5H144V2H142V4H143V6H146L145 8L144 7H141L140 6V2ZM160 1V2H159ZM163 1V0H162ZM171 1V0H170ZM245 1V3L247 2V0H244ZM249 1H251L250 2V4H248L249 2H247V6L249 7L250 6V8H252V9H256L257 10V13L259 14V19L257 20V21H259V23H260V21H261V25L262 24H264V0H258V2H255L254 4L252 3L253 1L252 0H249ZM167 2H169V0H167L166 1V3ZM187 2V4H188V2H189V0H187L186 1ZM161 3V4H160ZM170 3V2H169ZM173 3V2H172ZM202 3H204V5H205V3H207L206 4V6H204ZM141 4V5H142ZM164 4H165V0H164ZM253 4V5H252ZM257 4H259V5H257ZM101 5V4H100ZM135 5V6H134ZM165 5H167V4H165ZM169 5V4H168ZM203 5V6H202ZM235 5H236V3H235ZM129 7H127V8H129ZM138 7V8H137ZM139 7L142 9V10H140L139 9ZM172 7V8H171ZM149 9V11H147L148 9ZM236 8V7H235ZM260 8H262V9H260ZM145 11H144V10ZM164 9V10H163ZM168 9V7L166 8V10ZM234 9V8H233ZM238 9V8H237ZM258 9H260V10H258ZM1 11H4L5 12V14L9 17V18H11V21L13 22L14 20L16 21V14H15V7L13 6H11L9 3H1L0 2V12ZM105 13H104V12ZM106 11H107V13L109 14V15H111L110 16V18H108L109 17V15L108 14H106ZM152 11V12H151ZM164 11V12H163ZM169 11H171L172 13H174V16H175V18H176V20L174 19V20H172L171 18L172 17H174L173 15H172V13H169ZM237 11V10H236ZM238 11H240L241 12V10H239L238 9ZM259 11V12H258ZM120 13V14H117V13ZM145 12V15H143V13ZM146 12H148V14L150 13L151 14V18H150V14L148 15V14H146ZM164 14H163V13ZM209 12H211V14L209 13ZM2 13V12H1ZM190 13V12H189ZM212 13H213V15H212ZM101 14V13H100ZM106 14V15H105ZM168 14H170V15H172V17H170ZM209 14H210V16H209ZM236 14V13H235ZM235 14H233V15H235ZM240 14L238 13V14H236L237 16L239 15L240 16ZM113 15H117V20H116V18H115V20L117 21L116 23L114 22V20L113 21H111V19L113 18V17H115V16H113ZM120 15V18H118V16ZM128 15V16H127ZM139 15V16H138ZM143 15V16H142ZM146 15H148V17L149 18H147V16ZM156 15H157V17H156ZM162 15H163V17H164V15L166 16V17H164V19H166V21H167V18L169 17V20H171L172 22L174 21V23H172V22H170L169 20V24L166 22V21H164V23H162ZM106 16V17H105ZM124 17V18H122V17ZM146 16V17H145ZM212 16V17H211ZM243 16H241V17H239L238 19H240V18H242ZM81 17V16H80ZM129 18V20H128V18ZM131 17V18H130ZM138 17H140V19L138 18ZM143 17H145V18H147V19H144ZM154 17H156L155 19H156V21L154 22V24H152V22L154 21ZM158 17H160V21H159V23L160 24H157L158 22H157V18ZM106 18V19H105ZM126 18V19H125ZM82 19H84L83 17H81V20ZM120 19V20H119ZM132 19V20H131ZM163 19V20H164ZM233 19V18H232ZM243 19V18H242ZM244 19V20H245ZM250 19V20H249ZM100 20V21H99ZM107 20V21H106ZM120 22H119V21ZM125 20V21H124ZM128 20V21H127ZM243 20V21H244ZM110 23H109V22ZM134 21V22H133ZM142 21V22H141ZM234 21V20H233ZM252 21H254V20H252ZM256 21V20H255ZM255 21H254V23H255ZM263 21V22H262ZM108 23V25H107V23ZM114 23L115 24V27H114V25L113 24H111V23ZM125 22V23H124ZM149 22H151V23H149ZM157 22V23H156ZM168 24V26L170 25V23H172V24H175L176 25V27H175V25H174V27L175 28H177L178 29V27H179V29L177 30L178 32H180V34H177L176 33V31H175V33H176V38H177V36H179V38L177 39L178 40V42L179 43H181V42H184V44H182V45H185L184 47L181 45L179 48L177 47V46H179L180 44L178 43V42H174V41H176V39L175 40H173L172 38V36L170 35L171 33L173 34V32H174V30H173V32H171V30L173 29H170L168 26H166V27H163V26H165L166 25V23ZM212 22L214 23L213 24V27L211 26V24H212ZM239 22H241V19H240V21ZM247 22V21H246ZM117 23H121L120 24V26H123L124 25V27L125 28H123V27H120L119 25H117L116 26V24ZM126 23H127V26H129V30H126V29H128V27L126 28ZM59 24H61V25H59ZM94 24V25H95ZM151 24L152 25H156L157 24V26L159 27V29H161V28H163V29H161L162 31H163V33H168V31H166V29L165 28H169V30H170V33L169 34H167V35H170L171 37V40H170V38H169V36H166V37H168V39L169 40H167V39H164V37H165V35L166 34H163L164 36H162L161 34V32L159 31V29L157 30V28L158 27H155V26H151ZM172 24L170 25V27H173L172 26ZM240 24V23H239ZM240 24V25H241ZM63 25V26H62ZM161 25H163L162 27H160ZM232 25V27H230V26ZM238 25V24H237ZM239 25V26H240ZM8 26V24H5L4 26L2 25V24H0V44L1 43H3V44H9L10 46H11V49H12V47H13V49L11 50L12 52H10L9 53V56L7 55V56H4V58H5V60L6 61H8V60H10L11 59V62H13L12 60L13 59H15V60H17V61H15V62H17L16 64H17V66H20L21 68L23 67H25L24 68V70H26V71H30V70H32V72L34 71V68L33 67H35V63H34V58H35V60H36V58L37 57H39L40 56V53H39V51H40V49H42V50H47V48H44V46H45V44H43V43H41V42H43L44 41V39H45V37H46V32H41V33H36V31H34V29L32 28V27H27V28H24L21 32V34H20V39H19V35L16 33V31H15V33H14V30H10V31H5V29H6V27ZM10 26V25H9ZM13 26V25H12ZM85 26V25H84ZM208 26H210L209 27V30H208ZM248 26H246V27H248ZM264 26V25H263ZM65 27V28H64ZM94 27V28H95ZM103 27V28H102ZM120 27V29H118ZM152 29H151V28ZM212 27V28H211ZM51 28V26H48V28H47V31H49V29ZM110 28H112V30L110 29ZM115 28H117L116 30H118V31H116V34L114 35V30H115ZM125 30V32H129V33H131L133 36L131 37V38H128V37H126L127 38V40H124V37L125 36H123L124 35V30ZM154 28H156V29H154ZM214 28H216V29H214ZM235 28V27H234ZM241 28H243V27H241L240 26V30H241ZM81 29H82V31H81ZM86 29H90L89 27H86ZM110 31H109V30ZM122 29V30H121ZM215 30V31H213V32H211L212 30ZM165 30V31H164ZM168 30V29H167ZM182 30V29H181ZM207 30V31H206ZM84 32L83 34L81 33V32ZM90 31H92V28H91V30ZM113 31V32H112ZM122 31V34L123 35H118L120 32ZM157 31V33H159V34H157V37H156V34H154L155 32ZM254 31H255V33H254ZM99 32H103V34L102 33H100L99 34ZM109 32H111V33H109ZM118 32V33H117ZM79 33V34H78ZM104 33H106L105 35H107L106 37H104L103 38V36H105L104 35ZM112 33H113V35L114 36H116V37H114V36H112ZM252 33V34H251ZM16 34L18 35V37H16ZM77 34V35H76ZM89 34V33H88ZM111 34V35H110ZM215 35L214 37H212V35ZM251 34V35H250ZM260 34H261V36H260ZM14 35V39H13V36ZM23 35V36H22ZM98 35L100 36L101 35V38H103L104 39V41L100 38V37H98ZM123 36V37H120V41L119 40H117V39H119L118 38V36ZM153 35H155L154 37H153ZM174 35V34H173ZM217 35V36H216ZM235 35V36H234ZM112 36V37H111ZM163 38H162V37ZM229 36H231V37H229ZM233 36V37H232ZM98 37V42H96V38ZM113 37L114 38H117L116 40L114 39L113 40ZM11 39V41L9 40V39ZM16 38H18V39H16ZM22 38L24 39V40H22ZM92 39V41L93 42H91V39ZM94 38V39H93ZM106 38V39H105ZM108 38V39H107ZM109 38H112L111 40L109 39ZM123 38V42L125 41V47H123V45H122V47L120 46V42H121V39ZM125 38V39H126ZM134 38V39H133ZM158 38V39H157ZM160 38H161V40H160ZM185 39V41L183 40V39ZM167 40V43H165L166 41H164V40ZM180 39H182L181 41H179ZM216 39V40H215ZM22 40V41H21ZM28 40V41H27ZM129 40V41H128ZM131 40V41H130ZM24 41V42H23ZM25 41H26V44H25ZM99 41H101V42H99ZM118 41H119V43H118ZM161 41V42H160ZM162 41H164V43L166 44V46H165V44H163V42ZM169 41V42H168ZM11 43V44H10ZM13 43V44H12ZM67 43L70 45V46H67ZM99 43V46L97 45V44ZM102 43V44H101ZM122 43V42H121ZM156 43H158V44H156ZM160 43H162L163 44V49L166 47V48H168L167 49V51L170 49V51H168V53H167V56H166V58L167 57H169L167 60H171L169 63L170 64H168V66H167V60H166V58H165V55L163 54V53H161L162 52V44L161 45H159ZM169 43V44H168ZM178 43V44H177ZM118 44H119V46H118ZM177 44V45H176ZM169 45V46H168ZM161 47V48H159V47ZM44 49H43V48ZM99 47H104V48H99ZM181 47H182V49H181ZM125 48V49H124ZM165 48V49H166ZM161 49V50H160ZM37 50H38V52H37ZM41 50V51H42ZM113 50H116V51H118L119 53H123V52H126V55H128V57H126V55L124 56V58H123V60H119L118 58H116V56L114 55V51ZM178 50H179V53H180V59L183 61V64L181 63V60H180V64H179V62L177 61V59H176V53L178 52ZM14 51L16 52V53H14ZM40 51V52H41ZM161 51V52H160ZM76 52V53H75ZM159 52V53H158ZM163 52H166L165 50L163 51ZM169 52H173V53H169ZM181 52H182V54H181ZM36 53V54H35ZM38 53V54H37ZM35 54V55H34ZM159 54V56L160 57H157L156 58V56ZM162 54L164 55V56H162ZM166 54V53H165ZM170 54V55H169ZM188 54V53H187ZM13 55V56H12ZM37 55H39V56H37ZM169 55V56H168ZM177 56L179 57V54L177 53ZM184 56V55H183ZM7 57V58H6ZM11 57V58H10ZM161 57L164 59V60H162L161 59ZM177 57V58H178ZM190 57V56H189ZM9 58V59H8ZM160 58V59H159ZM179 59V58H178ZM188 59V58H187ZM165 61V62H167V63H163L164 65H162V66H164V69H162V66L160 65V62L159 61ZM186 61V60H185ZM15 62L13 63V64H15ZM20 62V63H19ZM24 63L26 64V65H24ZM30 63H32V65L30 64ZM191 63V64H190ZM20 64V65H19ZM28 64H30L29 66H33L32 68H30L29 66H28ZM67 64L69 65H71V63H68L67 62ZM179 64V65H178ZM185 64V65H184ZM23 65V66H22ZM161 66V69H162V72L164 71V70H167V71H164L163 73L161 72V74H160V72L158 73V74H160L159 76L162 78V75L164 76L166 73V75L167 76H165L166 77V80H165V78H163V79H161L160 80V83H162L161 84V87H163V83H166V81H167V83L165 84V87H164V89L163 88H161L162 89V92H161V90H160V92H159V94L161 95V104L160 105H156V101L154 100L155 98H154V96H156V95H158V94H156V93H154V91L153 90H151V92L153 91V93L154 94H156V95H154L153 96V94H151V92L149 91V93L152 95V97H153V101L151 100L152 99V97H151V95L148 93V92H143L142 93V91L141 92H138V91H136L135 93L136 94H134L135 95V97H133V101H132V103H134V104H132V106L130 107V105L131 104H129L130 103V101L128 100V96H126L125 95V97L126 98H124V96H122V98H124V99H122L121 101L123 102L122 104L124 105V107H125V109H127L128 111L126 112V111H122V110H124L123 108H121L120 107V102L121 101H119L121 98V96L120 95H116V97H115V95L113 96V95H111V96H113V98H111V96H109V92H108V90H110V89H108V87H105V84L103 83V81L105 82H108V81H110V82H114V83H120L121 82V80L118 78V76H117V74H116V72H118V71H126V70H128L129 69V67H135V68H140V67H142L144 70H146V71H148V72H153V69H155V68H159V70H161L160 69V66ZM183 67H181V66ZM192 65V66H191ZM26 66H28V68L26 67ZM179 66V67H178ZM186 67V70L187 69H191V71H190V69H189V71L191 72H188V71H186L184 68ZM166 67H168V68H166ZM178 67V68H177ZM189 67V68H188ZM22 68V69H23ZM27 68V69H26ZM166 68V69H165ZM183 70H185V71H183V72H186V74L184 73V75H182V78H183V76L185 77V76H187V81H185L186 79V77L184 78L185 80H183V79H181V80H183V81H181V83L179 82V80L177 81V83H180V85L179 84H177L176 82H175V80H177L176 79V77H177V75H181V74H183V72L181 73V74H179L180 73V70L181 69ZM212 68V69H211ZM157 69H155V70H157ZM180 69V70H179ZM154 70V71H155ZM177 70H179V73L177 74ZM106 71H109V76L108 77H104V73L106 72ZM157 72V71H156ZM187 72H188V74H187ZM34 73V72H33ZM177 74V75H176ZM175 78V80L174 81H171L172 79H174ZM180 79V78H179ZM144 80H146L145 78L142 80V81H144ZM163 80V82H161ZM171 82H172V84H176L177 85V87H179V88H177L176 89V87H175V89H172V91H173V93L172 92H170V95H169V90L171 89V88H174V86H172V84H171ZM174 82V83H173ZM182 82H184V84L186 85V88H185V85L182 83ZM181 84H183V86L181 85ZM54 86V87H53ZM172 86V87H171ZM183 87H184V89H183ZM244 88H245V90H244ZM58 89V90H57ZM178 89H179V91H178ZM242 89V91H240V92H238L239 90H241ZM248 89V90H247ZM163 90L164 91H166V90H168V91H166L165 93L163 92ZM188 92V93H186V91ZM247 90V91H246ZM91 91H92V89H91ZM171 91V90H170ZM250 91V92H249ZM168 92V93H167ZM174 92H176V95L179 93V95H177L180 99H182V101H181V103L182 104H184L186 107L188 106V105H190V102H191V105L190 106H192L193 107V110H192V107H187V108H189L190 110H188V109H184L183 111H181L183 108L182 107H180V105H182L181 103L180 104H178V101L180 100H178L177 98H176V95H173L174 94ZM178 92V93H177ZM246 92V93H245ZM248 92V93H247ZM110 93H111V90H110ZM118 93V92H117ZM139 93L141 94V95H139ZM146 93H148L147 95H145ZM164 93V94H163ZM172 93V94H171ZM190 93V96L188 95ZM194 93V94H193ZM112 94V93H111ZM167 94H168V96H167ZM231 94V95H230ZM247 94V95H246ZM133 95V96H134ZM160 95H158L159 96V98L158 99H160ZM162 95H166L167 97H169V96H175L174 98H171V97H169V99H171V100H173V99H175V100H173V101H177V102H174V107L173 106H170V105H172L173 104V101H172V103H170L171 101L168 99V100H166V96H165V98H163V96ZM71 96V97H70ZM96 96L98 97V98H100L101 100L100 101H98V99H96ZM145 96H148V98H149V96L151 97V98H147V97H145ZM187 96H189V97H191V100H190V98L189 97H187ZM229 96V97H228ZM196 97V98H195ZM200 98L201 99V101L198 99V98ZM250 97V98H249ZM120 98V99H119ZM225 98V99H224ZM116 99L118 100L117 102H116ZM135 99V100H134ZM167 101V103H164V101L165 100ZM250 99H257L259 102H260V104L258 105V104H256L255 102H252V100H250ZM260 99V100H259ZM90 100V99H89ZM92 100V99H91ZM90 100V101H91ZM97 102H96V101ZM128 100V101H127ZM203 100L204 101H206L207 102V104L209 105L207 108L205 107V103L203 102ZM222 100H224V102L222 103ZM127 101V102H126ZM153 102V104H151L152 106L155 104L156 106H164V109H166L165 108V106L166 107H168L169 106V108L168 109H166V111H164L163 110V107L160 109V111L159 110H157L156 109V111H158V113L157 114H159V113H161L160 115H161V117L163 116V114L165 113L168 117H165V116H163L162 118H168V119H166V121H167V125L165 126L166 128L164 129L163 127V124H161V123H163V121L164 120H162L161 121V123H156L155 124V126L158 124L159 126H160V124H161V126H162V128H163V130H158L157 132L160 134V132H162L161 133V137H162V134H163V132H164V134H165V136H163L162 137V142L159 140L160 138L158 137L159 135H158V133H157V137H158V139L156 140V143L155 144H157V142L158 141H160V144L161 145H159L160 147H162V149L161 148H159V146H158V148H159V152L157 151V149L155 148V150H154V147H156L157 145H154V146H152V149L155 151H153L152 149H151V145H149L148 147H147V145H144V144H150V142H151V138L150 139H148L151 135H153L154 134V131H156L155 130V128L156 127H158V126H153L154 125V123H150V122H154V121H150V119L147 117V119L144 121L143 120V116H145L146 114H147V111H150V110H148L149 108L151 109V107H149L150 105V102ZM200 101V102H199ZM96 102V103H95ZM126 102V103H125ZM154 102H156V103H154ZM180 102V101H179ZM94 103V104H93ZM125 103V104H124ZM169 103H170V105H169ZM165 104H168V106L167 105H165ZM117 105H119V106H117ZM123 105H121L122 107H123ZM126 105V106H125ZM129 105V106H128ZM149 105V106H148ZM178 106L177 108H181L180 109V111L181 112H183L182 114H183V116L182 117H184V119H185V121H184V119L183 118H181L180 117V121H179V125H177L178 124V118H179V116H177V115H182V114H179L180 113V111H179V109L178 110H176V108H175V106ZM156 106H153L154 108L156 107ZM98 107V109H96ZM103 109H102V108ZM122 109V110H120V108ZM152 107V108H153ZM184 107V106H183ZM105 108H108L107 110L105 109ZM129 108V109H128ZM157 108V107H156ZM83 109V108H82ZM97 110L96 112L97 113H100L99 115H101V116H99V115H96V116H94V119H92L93 118V114H95L96 112H94V110ZM102 110V113L100 112L101 110ZM119 109V110H118ZM129 110H131V111H129ZM251 110V111H250ZM117 111H118V113H117ZM119 111H121V112H119ZM132 111H134L133 113H132ZM153 111V112H152ZM154 111L155 110H153V109H151V111H150V113L148 112V116L150 115V114H152L153 113V115H155V113H154ZM163 111V112H162ZM179 111V112H178ZM211 111V112H210ZM80 112H82V113H80ZM126 112V113H125ZM152 112V113H151ZM167 112V113H166ZM120 113V114H119ZM132 113V114H131ZM230 113H231V115H230ZM117 114V115H116ZM134 114V115H133ZM137 114H139V116L137 115ZM140 114H143L142 116L140 115ZM145 114V115H144ZM90 115V116H89ZM114 115V116H113ZM120 115H121V118H120ZM190 115V114H189ZM85 116V118H87ZM113 116V117H112ZM132 116H134V118H136L135 120H136V122H135V125L133 124V117ZM136 116V117H135ZM138 116V117H137ZM147 116V115H146ZM145 116V117H146ZM152 116V115H151ZM95 117H96V119H95ZM99 117V118H98ZM105 119H104V118ZM140 117V118H139ZM142 117V118H141ZM150 117V116H149ZM100 118H103V119H101L102 121L100 122V121H97V119H100ZM119 120H118V119ZM133 118V119H132ZM95 120L94 122L92 121L91 123L89 122L90 120ZM142 119V121H144L145 122V125L149 128V129H152L150 132L149 131H147V130H149L148 128H145L146 126L142 123V125H141V127H140V124H141V122L142 121H139L138 122V120H141ZM149 119V120H148ZM226 119H228L229 120V123L227 124V127H226V125L223 123ZM168 120H170L171 122L173 121H175L174 123H172L171 125H172V128H171V125H170V127H168V123L170 124L171 122H169ZM189 120H190V117H189ZM119 121V122H118ZM150 121V122H149ZM165 121V122H166ZM87 122H88V124H87ZM96 122V124H98V125H93L92 123H95ZM97 122H99V123H97ZM121 122V123H120ZM138 122V123H137ZM147 122H149V125L151 126V127H153L154 128V130H153V128H150V126H148V124H147ZM165 122H164V124H165ZM182 122H184V124H182ZM84 123V124H85ZM175 123H177V124H175ZM90 124H91V126H90ZM112 124V125H111ZM122 125V127H120L121 129H119V126L120 125ZM88 125L90 126V128L88 127ZM143 125H144V127H143ZM176 125V126H175ZM180 125H182V126H180ZM95 126V127H94ZM160 126V127H161ZM178 126H180V127H178ZM136 127V128H135ZM159 127V128H160ZM84 128V129H85ZM167 128H169V129H167ZM180 128V129H179ZM118 129H119V131H118ZM136 129H138V130H140V132H135V131H138V130H136ZM156 129H158V128H156ZM173 131H172V130ZM120 130H122V131H120ZM166 130H168V131H172V132H170V135H169V133L167 132L166 133ZM216 130V131H215ZM146 131V132H145ZM183 131V130H182ZM215 131V132H214ZM93 132V134H96V136H97V132H95L94 133ZM120 132V133H119ZM122 132V133H121ZM148 132V133H147ZM114 133H115V135L117 134V136L115 137V135H114ZM151 135H150V134ZM119 134H121V135H119ZM122 134H123V139H122ZM144 134H148V140L147 139H145L146 137H147V135H145L144 136ZM168 134V135H167ZM243 134V135H242ZM99 135V134H98ZM104 135H106V133L104 134ZM140 135V136H139ZM141 135H143L144 137V139H142L141 140V142H143V144L139 141L140 139V137H141ZM155 135V134H154ZM153 135V136H154ZM85 136H87V139H86V137ZM92 136H94L93 137V139L94 140H99L98 142H100V143H98L97 141H94L93 139H92ZM101 136H103V137H101ZM114 136V137H113ZM119 136H121L120 138H119ZM167 136V139L165 138ZM168 136H169V138H168ZM181 136V137H180ZM243 136V138H241ZM85 137V138H84ZM91 137V138H90ZM155 137V136H154ZM84 139H86L87 141L86 142H83L84 141ZM92 139V140H91ZM103 139H106V140H104V143H101V142H103V141H100V140H103ZM121 141H120V140ZM156 139V138H155ZM180 139V140H179ZM216 139V138H215ZM241 139V140H240ZM81 140H83V141H81ZM90 140V143H88V141ZM146 140H147V142H146ZM149 140H150V142H149ZM79 141H80V143H79ZM92 141V142H91ZM108 142L107 143V145H106V142ZM122 142V141H124L123 143H124V145L126 146V149H125V151H123V150H121V148L119 149L118 148V146H119V143L120 142ZM141 143H139V142ZM153 141L155 142V140H154V138H153ZM114 142H112V143H114ZM146 142V143H145ZM182 142V141H181ZM222 142V143H221ZM249 142V143H248ZM83 143V144H82ZM96 143V144H95ZM244 143V144H243ZM89 144V145H88ZM94 144H95V146H97V147H93L94 146ZM100 144H102L101 146H103L104 148H105V146L104 145H106V149H107V151L108 150H111V151H109V152H107V151H105L106 149H103L102 147H101V151H104V153L102 152H100ZM108 144H110L109 146H108ZM151 144H153L152 142H151ZM247 144V146L249 145V149H251V151L253 150L254 151V153H252L251 151H249L248 152V150L249 149H246V145ZM41 145V144H40ZM59 145H62V143L60 144L59 143ZM88 145V146H87ZM92 146V148H98L97 150L103 155H101L100 153V155L102 156L101 157V160H100V155H97V157L95 156L96 154H95V152H92V151H94L92 148H90V150H91V152H90V150H88L89 149V146ZM122 144H120V146H121ZM124 145H122V146H124ZM252 145V146H251ZM56 146H58V145H56ZM88 147V149H87V151H86V149L84 150L83 148L84 147ZM108 146V147H107ZM112 146V147H111ZM119 146V147H120ZM121 146V147H122ZM124 146V147H125ZM41 148L43 147L42 145L40 146ZM240 147H241V150H243L242 151V154L240 155V153H241V151H240ZM245 147V148H244ZM256 147V148H255ZM59 148V147H58ZM118 148V149H117ZM179 148V147H178ZM177 148V150L178 151H180V149H178ZM181 148V151L183 152V150H182V146L180 147ZM239 148V149H238ZM248 148V147H247ZM44 149V148H43ZM61 149H62V151H61ZM60 149V151H59V153L61 152H63L64 150H65V148H61ZM64 149V150H63ZM95 149V150H96ZM103 149V150H102ZM161 149V150H160ZM117 150V151H116ZM121 152H123V153H120L119 151ZM176 150V151H177ZM258 150V151H257ZM262 150V151H261ZM86 151V152H85ZM88 151L90 152V153H88ZM150 151H151V154H150ZM175 151V152H176ZM177 151V152H178ZM180 151V152H181ZM238 151V153H236ZM88 153V154H90V158H91V155H92V153H94L95 155H94V157L92 156V158L93 159H91V160H94L93 162L92 161H88V157L86 156V154L85 153ZM120 153V157H121V159L123 158L126 162H124V164L125 163H128L129 161H130V159H131V161L129 162V163H131V164H133L132 166H133V168L135 169V166H137L138 168H144V166H145V168L147 169H145L144 171V173L145 174H147V176H148V173H149V178H147L146 176H145V174H144V176L146 177V178H144V176H140V175H138V174H134L135 172H134V169H132V166L130 167V168H127L129 165H131V164H125V166L126 165H128V166H123V163H122V161L123 160H119V158H117V157H119L118 155H119V153ZM147 152V153H146ZM149 152V153H148ZM163 152V156H164V153H165V156L167 155V160L165 159L164 160V157L163 158H161V153ZM176 152V153H177ZM182 152H181V154H182ZM246 152L247 153H249L250 155H252L251 157H250V159H251V161L249 160V162H251L250 164H249V166L247 167V169L244 167V166H242V167H244V168H241L239 165L237 166V164L233 161V160H236L238 157L240 158L241 156H243V154H246ZM256 152V153H255ZM107 153H108V155H109V153H110V155H109V157L107 158ZM175 153V154H176ZM261 155H260V154ZM122 154V155H121ZM137 154V155H136ZM141 154V155H140ZM142 154H144V155H146V156H144V158H146V161L148 162H146L145 160H144V158H142L143 156H142ZM174 154V155H175ZM178 154H180L179 152L177 153V155H175V157H177L178 156ZM258 154V155H257ZM263 154V155H262ZM105 155V156H104ZM138 155H140V156H138ZM151 155V156H150ZM161 155V156H160ZM182 155H184L185 156V154H182ZM254 155H255V157L256 158H258V159H256L255 157H254ZM99 156V157H98ZM138 156V157H137ZM259 156L260 157H262V158H259ZM132 157H134V158H140V163L139 162H137V160H132L133 158ZM173 157V156H172ZM171 157V158H172ZM179 157V156H178ZM177 157V158H178ZM107 158V159H106ZM148 158V159H147ZM149 158H151V160L149 159ZM156 158V159H157ZM166 158V157H165ZM180 158H182V156L180 157ZM11 161H10V160ZM8 160L10 161L9 163H11L12 165H13V163H14V161H13V159H11V158H9ZM118 159V160H117ZM127 159H129V160H127ZM142 159V160H141ZM173 159V158H172ZM172 159H170V160H172ZM175 159V158H174ZM183 159H184V157H183ZM23 160H24V157H23ZM60 161L62 160L61 158L59 159ZM58 159H56L54 162H56V161H58L59 163H60V161H59ZM107 160V161H106ZM116 160V161H115ZM152 163H150L149 161ZM155 160V161H154ZM170 160H168L167 162H169ZM185 160V162L187 161L186 159H184ZM13 161V162H12ZM25 161V160H24ZM23 161V162H24ZM64 161V159L61 161V163ZM118 161H119V163H120V161H121V165L118 163ZM128 161V162H127ZM133 161H135V165H134V163H132ZM160 161V162H159ZM231 161V162H230ZM8 162V161H7ZM7 162L5 163H3V162H1L0 161V172L2 171V173H3V171H4V169L5 170H13V171H18V169H16L14 166H11V165H7ZM36 162L38 163V165L36 164L35 166H40L41 165V161H40V163H39V160H36ZM35 162V163H36ZM57 162V163H58ZM66 162V160L64 161V163ZM118 164H117V163ZM137 162V163H136ZM144 162V164H141V163H143ZM34 163V164H35ZM45 163H47V162H44V164ZM89 163V164H88ZM111 163H113L112 165L114 166V163L117 165H115V167H114V171H112V165H110ZM233 163V164H232ZM26 163H24V165H25ZM34 164H33V166H34ZM42 164H43V161H42ZM50 164H51V162L48 164L49 166H50ZM63 164V163H62ZM61 164V165H62ZM97 164V165H96ZM138 164V165H137ZM139 164L141 165L140 167H139ZM146 164H150V166L148 167V165H147V167H146ZM235 164H236V166H235ZM23 165V163H22V167L24 166ZM51 165H53V164H51ZM55 165H57V167H58V164H55ZM60 165V164H59ZM61 165L59 166L60 167V169H62V170H60V169H58L56 166H54V167H56V168H54L53 166V170H52V167H51V170L53 171H50L49 169V166H47V165H41L40 167L42 168V170H41V172H42V174H41V172L40 173H38V171H40V167L39 168H37V167H35L34 166V168L33 167H31L30 165L28 166V167H26V168H23V169H26V171H27V169L29 170V173L30 172H33V173H35L34 175L35 176H37L38 175V177H39V175H43V176H40V177H43V178H45L46 177V179H52V180H54L52 177H50L51 175H52V173H53V175L55 176V174H56V177H54L55 179L57 178V177H60L61 175L63 176V174L65 173V172H68L67 170H69L68 169V164H67V162H66V164L65 165H67V168H64V167H66V166H64L63 167V165H62V167L64 168H62L61 167ZM98 166V167H96V166ZM104 168H102L101 166ZM105 165V164H104ZM121 167H123V169H124V171H125V168L126 169H132L131 170V173L129 172L130 170H128L127 172H124L123 171V169H121L120 168V166ZM25 166H27V164L25 165ZM24 166V167H25ZM43 166H45V167H43ZM96 168H95V167ZM107 166V165H106ZM31 167V168H30ZM100 167V168H99ZM136 167V168H137ZM37 168V169H36ZM49 168V169H48ZM70 168V167H69ZM101 168H102V170L104 171L103 173L101 172L102 170H101ZM116 168H119L120 170H119V172H118V169H116ZM149 168V169H148ZM239 168V169H238ZM36 169V170H35ZM48 169V172H52V173H48L50 176H48L47 175V170ZM55 169H57V170H55ZM67 169V170H66ZM98 169V170H97ZM99 169H100V172H99ZM155 169V171H153V175H150V174H152V172L150 173V172H148L149 170H154ZM65 171V172H62L61 173V175H59L60 173H58V172H61V171ZM108 170V171H109ZM122 170V171H121ZM245 170V171H244ZM246 170H247V173H246ZM37 171V172H36ZM54 171H55V173H54ZM57 171V172H56ZM147 171V172H146ZM28 172V171H27ZM44 172H46V173H44ZM97 172H99V173H101V174H99V173H97ZM117 172H118V174H117ZM123 173L122 175H120L121 173ZM134 172V173H133ZM154 172H155V174H154ZM249 172H250V174L252 175V176H250L249 177ZM32 173V174H33ZM38 173V174H37ZM104 173L105 174H107V178L105 177V176H103L102 177V174L104 175ZM125 173H127V174H130L131 175V178H129L128 179V175L126 174V175H124ZM132 173H133V175H134V177H133V175H132ZM233 173V174H232ZM257 173V174H256ZM22 174H24V173H21V175ZM44 174H45V177H44ZM58 174V175H57ZM67 174V173H66ZM64 175L63 177H61V179L60 178H58V181L56 180V181H54V185L57 183L58 184V182H59V184H60V182L62 181V179L64 180V181H66V179L65 178H67L68 177V175L70 174V171H69V173L67 174V175ZM98 174V175H97ZM110 175V177L111 176H113L114 178H116L118 175H119V178H123V179H119L118 180V178H117V180L116 179H113V177H108L109 175ZM114 174V175H113ZM226 174V175H225ZM229 175V177H228V175ZM101 175V176H100ZM25 178H26V176H25V174L23 175ZM67 176V177H66ZM70 176V175H69ZM128 179V181L130 180V182L131 181H135V177H136V180H138L139 181V183L137 184V182L138 181H136V185L137 186H135V185H133V184H135V183H130V182H128V181H126V183H128V185L125 183V181H123V180H126L125 179V177ZM153 176V177H152ZM50 177V178H49ZM102 177V178H101ZM106 179H105V178ZM130 177V176H129ZM138 177H140V178H138ZM0 178H2V179H0V181H4V179L3 178H5L4 176H1ZM110 178V179H109ZM132 178H134V179H132ZM152 178V179H151ZM250 178H251V181H250ZM145 181H144V180ZM227 179V180H226ZM248 179H249V181H248ZM59 180H61V181H59ZM68 180H70V179H68ZM66 181V182H63V183H67V182H69V181ZM123 181V183H125V184H123L122 185V183L120 184V183H118V185H120V186H118L116 183L119 181ZM18 183H20L18 180H16ZM21 181V180H20ZM50 181V180H49ZM116 181V182H115ZM133 181V182H134ZM142 181H143V183L144 182H146V185L144 186V184L142 183ZM151 181V182H150ZM226 181V182H225ZM237 181V182H236ZM14 182V183H13ZM17 182H15V181H12L11 183H13L14 185H16V183ZM22 182V181H21ZM56 182V183H55ZM61 182V183H62ZM2 184H3V182H1ZM0 183V184H1ZM28 183V184H27ZM27 183H25V186H26V184L27 185H30L29 186V188H33L32 186H34V188H35V185H33L34 183H30V182H27ZM62 183V184H63ZM70 183H72V185H70V187H73L75 184L73 183V181H72V179H71V182ZM70 183H67V184H63V186L64 185H67L68 186V184H70ZM102 183V184H101ZM130 183V184H129ZM223 183L225 184V189L223 188ZM0 185V187H2L3 185ZM62 184H60V185H58L60 188H58L57 186L54 188V187H52V189L50 188L49 190H48V194H47V198H46V196H45V198L44 199H46V200H48L49 198H51L52 200H54V198H55V196H57L60 200H61V202H60V204L59 203H55V201L53 202H51V199H50V201L48 200V202L50 203H52V204H54L53 205V207L52 208H57L58 206H60V205H62V207L64 206L65 207V203L67 204L66 205V207H70L71 205H73V206H71L70 208H69V211H71L70 212V214H75V215H77V213H78V210L77 209H75V210H73L74 208H80L79 206H82L81 205V203L82 202H79V201H77V200H75V198L76 197H74V196H76L77 194H78V186L77 185H75L74 187H76V188H71L73 191L71 192V189H68L67 188V186L65 187L64 186V188H62ZM133 185V186H132ZM143 185V186H142ZM232 185V186H231ZM23 186L24 187V190H23V188H22V193L21 194H23V195H25L26 193H25V190H27V191H30L29 190V188L26 186ZM121 186H125V187H123L122 189L120 188ZM129 186V187H128ZM141 186V187H140ZM8 186H5L3 189H0L1 190V192H0V195L1 196H4V194H5V198L4 197H0L1 198V200H0V207H1V209L2 210H6L5 212L7 213V214H9L10 216H12L13 215V217L14 216H16L17 217V219H19V217H20V219H23V220H21V221H24L25 223L26 222H28V223H33V222H35L32 218H30L31 216L35 219V220H37L36 218H39L40 216H43V215H46V213H45V211H48V212H53L54 211V209H52V208H50L52 205H51V203L50 204H48V202H47V204L46 203H44V202H40V203H38V202H36L35 204L34 203H32L33 205V207L32 206H30V207H28V205L30 204L29 203V201L28 202H26L25 200V197L23 196V195H21V196H18V197H13V198H16L15 200H17V198H19L17 201H19V204H21L20 203V201L21 202H23V199H22V196L24 197V202H26V204L24 205L23 203L21 204V205H18V203H15L16 201L13 199V201L11 202V200H9L8 202H7V204H8V206H6L7 204H6V201L9 199H7V196L6 195H8L7 193H10V192H6V191H9L10 190V188L8 187ZM69 187V186H68ZM69 187V188H70ZM148 187H150V186H148ZM227 187V188H226ZM26 188V189H25ZM28 188V189H27ZM58 189L59 190V193H57V191L56 190H54V189ZM129 188V189H128ZM9 189V190H8ZM19 189V188H18ZM63 189H64V191H63ZM66 189H68L67 191L69 192V190H70V193L71 194H73V192H74V190H75V192H74V199H72L73 197L70 195V193H68V192H66V193H68V194H66V195H68V198L71 196V198H67V199H65L67 196L64 194L65 193V190ZM114 189V188H113ZM140 189V190H139ZM17 190V189H16ZM32 190H36V188L35 189H32ZM32 190L30 191V192H32ZM105 190H111L110 191V193H109V191L107 192V191H105ZM138 190V191H137ZM181 190V191H180ZM227 192H226V191ZM3 191H5L4 193H3ZM24 191V192H23ZM49 191H51V193L49 194ZM18 192V191H17ZM53 192H54V194H53ZM63 194V196H64V198H63V196H61L62 194ZM111 192L113 193L112 195H111ZM119 192H117L118 194H119ZM136 192H138V193H136ZM255 192L257 193V192H260L261 193V199H260V201H258L257 202V204L260 202V204H258V206H257V204H256V202H254L255 200H254V197L253 196H255L254 194H255ZM57 193V194H56ZM76 193V194H75ZM109 193V194H108ZM233 193L235 194V195H233ZM127 194H129V195H127ZM179 194H182L181 195V198L179 197H176V195H178L179 196ZM48 195H50L49 197H48ZM51 195H54V197L53 196H51ZM59 195V196H58ZM70 195V196H69ZM106 195V196H105ZM109 195V196H108ZM111 196V197H110ZM113 196V197H112ZM124 196H126L127 197V199H126V197H124ZM130 196V197H129ZM21 197V198H20ZM53 197V198H52ZM109 197V198H108ZM253 197V202L251 201L252 198ZM5 201V204H4V202L2 203V201L3 200ZM5 199H7V200H5ZM71 199H72V201H76L75 203L74 202H71ZM76 199H78V198H76ZM111 199V200H110ZM115 199V200H114ZM46 200H45V202H46ZM62 200H63V202H62ZM15 201V202H14ZM112 201H111V203H110V205H113L114 206V209H117V207L115 208V206H116V202L115 203H113ZM127 202V203H126ZM3 205H2V204ZM11 203V204H10ZM12 203H15V204H17L18 206H20V207H15V206H17V205H13ZM29 203V204H28ZM38 203V204H37ZM44 203V204H43ZM62 203V204H61ZM64 203V204H63ZM77 203H79V204H77ZM233 203V204H232ZM28 204V205H27ZM59 204V205H58ZM79 205V206H77V205ZM115 204V205H114ZM122 204V205H121ZM23 205L24 206H26V207H28V209L26 208V207H23ZM34 205H36V207H37V209L39 208L40 209V207H46V208H43L44 209V211L43 212H41L43 209H41V210H39L38 209V211H37V209L35 208V206ZM37 205H41V206H37ZM50 205V206H49ZM58 205V206H57ZM254 205V206H253ZM260 205V206H259ZM3 206V207H2ZM6 206V207H5ZM12 208H11V207ZM204 206V205H203ZM14 207L15 208H17V209H15V211H13L14 210ZM33 209H35V210H33ZM49 207V208H48ZM72 207H74V208H72ZM4 208V209H3ZM25 209V210H22V209ZM262 208V209H261ZM71 209V210H70ZM26 210H27V212L29 211L30 212V210L32 211V215L30 216L29 215V212H28V214H27V212H26ZM52 210V211H51ZM13 211V212H12ZM21 211V212H20ZM35 211H37V213L35 212ZM115 211V210H114ZM10 212V213H9ZM20 212V214H18ZM26 212V213H25ZM38 212L39 213H42V214H38ZM47 212V214H49ZM75 212H77V213H75ZM111 212V211H110ZM108 213L107 215V217H110L109 215H111V213ZM142 212H144V213H142ZM23 213H25L26 215H24ZM12 214V215H11ZM136 214V213H135ZM20 215V216H19ZM34 215V216H33ZM152 215V214H151ZM21 216H23V217H21ZM25 216H26V219L27 218H30V219H25ZM27 216H29V217H27ZM15 217V218H16ZM143 218H144V221L146 222V223H144V222H142V220H143ZM19 219V220H20ZM147 219V220H146ZM151 219V218H150ZM209 219L207 218V220H206V223H205V225L204 226H208L207 227V231H209L210 232V230L209 229H212L211 228V226L212 227H214L212 230L214 231L215 230V226L214 225H212V224H209V223H213V221L212 220H209ZM30 221H32V222H30ZM208 221V222H207ZM214 224V223H213ZM205 227V228H206ZM121 228L123 229V231H121ZM138 228H140V229H138ZM174 228V227H173ZM209 228V229H208ZM141 230V231H140ZM142 230H144V231H142ZM212 230H211V233H213L212 232ZM131 231V232H130ZM205 231H206V229H205ZM206 231V232H207ZM127 232H130L129 234L127 233ZM169 232H172L171 230L169 231ZM203 232V233H202ZM132 234V235H131ZM137 234H140V235H142V236H140V237H137V236H134V235H137ZM213 234H215V233H213ZM130 235V236H129ZM134 238L136 239L135 241H134ZM138 241H141V243H139ZM93 242H95L94 244H96V241L94 240ZM170 243V242H169ZM161 246V247H160ZM175 247H177V248H175ZM89 248H92V247H90L89 246ZM89 248H83L84 249V252H88L89 251ZM216 249V248H215ZM214 249V250H215ZM90 255H92L93 256V258H95L96 257V249H90ZM98 254V253H97ZM112 253H110V251H108V250H105L102 254H101V259H102V264H119L118 263V260L116 259V257L115 256H112L111 255ZM216 255V254H215ZM213 256V258H215V257H217L219 260H221L222 259V257H221V259H220V257H218L217 255L216 256ZM114 257V258H113ZM165 257V258H164ZM202 258V259H201ZM217 258H215V262L216 263H218L219 262V260L218 261H216L217 260ZM191 259V260H190ZM200 259V260H199ZM166 261V262H165ZM183 261V262H182ZM101 262L99 263V264H101ZM222 263H219V264H223V262H224V264H226V261H224V260H222L221 261ZM215 263V264H216Z\"/></svg>", "mask_w": 264, "mask_h": 264}]
</instances>
